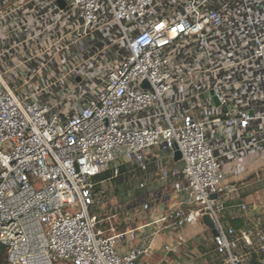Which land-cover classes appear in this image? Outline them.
<instances>
[{
	"label": "built area",
	"instance_id": "1",
	"mask_svg": "<svg viewBox=\"0 0 264 264\" xmlns=\"http://www.w3.org/2000/svg\"><path fill=\"white\" fill-rule=\"evenodd\" d=\"M174 145L181 159L161 178L182 200L152 223L176 234L163 251L200 225L221 264H264V221L222 220L228 168L264 153V0H0L8 264H164L144 227L105 235L94 178L110 165L117 177L121 160L146 172L155 147L173 161Z\"/></svg>",
	"mask_w": 264,
	"mask_h": 264
},
{
	"label": "crops",
	"instance_id": "2",
	"mask_svg": "<svg viewBox=\"0 0 264 264\" xmlns=\"http://www.w3.org/2000/svg\"><path fill=\"white\" fill-rule=\"evenodd\" d=\"M162 154L163 160L166 159V161H168V165L166 167H172L173 161L169 160V154L167 152ZM244 164L245 165L242 169L235 170L234 172L231 167L228 168L226 179L224 181L226 185L232 186L235 190L227 196V208L222 216L224 224L231 227L241 224L242 228H244L249 226L256 219L264 221V211L262 212L261 210L262 205L256 209L248 208L246 212H241L237 207L238 204H251L254 199H257L255 196L258 193L256 192L254 185L264 180V153L248 158ZM160 180L165 182H160L154 190L149 191L147 196H149L150 199L143 201L142 205H136L133 209L125 208V211H121L119 208H116L113 209V212L112 210H108V212L113 213L111 215L112 218L116 216H123L124 214L126 215V218L122 217V220L119 221L120 224L117 225L121 226L119 231L144 227V229H139L137 234L138 238H141L143 234L146 236H152V253L149 260L160 261L166 264L169 258H180L182 251H187L188 249L185 243L183 247L178 249L177 254H166L162 247L164 244L169 245L173 243L176 238V234L171 233L168 230L158 232L156 226L152 224L167 211L178 206L182 200V196L174 192L173 182L171 179L163 180L160 176ZM145 205H147L146 209ZM131 213L132 216L134 215L133 222L129 220V215ZM126 221L130 222V227H126ZM148 224L149 226H147ZM114 227L117 229L116 226ZM183 232L184 230L179 234L184 237ZM138 243L139 240L136 239L131 244L137 245ZM127 247L126 242H123L118 245V250L120 253H125Z\"/></svg>",
	"mask_w": 264,
	"mask_h": 264
},
{
	"label": "rangeland",
	"instance_id": "3",
	"mask_svg": "<svg viewBox=\"0 0 264 264\" xmlns=\"http://www.w3.org/2000/svg\"><path fill=\"white\" fill-rule=\"evenodd\" d=\"M162 153L164 151L159 147L151 148L146 152L145 159L148 165L146 172L140 171L134 162L121 160L116 163V166L119 167L117 177H112L113 165H110L106 171H102L99 176L94 178V182L96 183L107 180L100 185L101 189L106 193V200L98 216L100 219L99 227L105 232V235H111L106 231L109 225L116 226V231H119L121 228V226H117L120 224L119 221L122 220V217L126 218L125 214L112 218L111 215L113 213L108 212V210H112L113 212V209L119 208V210L125 211V208L133 209L136 205H142L143 201L150 199L147 196L148 192L154 190L160 182H165L160 180V176H162L165 169H168L166 167L168 161L166 159L163 160ZM167 153L169 154V152ZM169 160H171L170 156ZM142 182L144 186L140 188L139 184ZM254 188L258 193L255 196L257 199H254L251 204H246L250 209H256L262 205L261 210L263 212L264 180L254 185ZM133 216L132 213L129 215V220L132 222ZM126 222V227H130V222ZM183 233L188 250L182 251L180 258H169L166 264H221V259L214 253L211 235L202 226L186 227ZM256 256L252 257V264H256ZM258 257L261 256H257V259H259Z\"/></svg>",
	"mask_w": 264,
	"mask_h": 264
},
{
	"label": "water",
	"instance_id": "4",
	"mask_svg": "<svg viewBox=\"0 0 264 264\" xmlns=\"http://www.w3.org/2000/svg\"><path fill=\"white\" fill-rule=\"evenodd\" d=\"M172 151H173V162L174 163L179 162L181 159V155L175 145L172 147ZM213 198H215V196H213ZM202 222L208 227L209 230L213 231L214 225L209 216L207 215L203 216Z\"/></svg>",
	"mask_w": 264,
	"mask_h": 264
},
{
	"label": "trees",
	"instance_id": "5",
	"mask_svg": "<svg viewBox=\"0 0 264 264\" xmlns=\"http://www.w3.org/2000/svg\"><path fill=\"white\" fill-rule=\"evenodd\" d=\"M178 164V162L177 163H174L173 162V165L172 166H174V165H177ZM100 175V174H99ZM98 175V176H99ZM104 180V179H103ZM236 230H240V229H242V225L241 224H237V225H234L233 226ZM0 264H8V262H7V255H6V249H5V246L4 245H2L1 243H0Z\"/></svg>",
	"mask_w": 264,
	"mask_h": 264
}]
</instances>
